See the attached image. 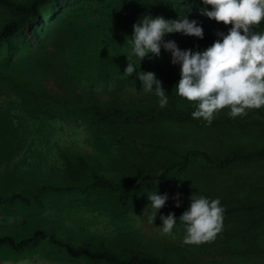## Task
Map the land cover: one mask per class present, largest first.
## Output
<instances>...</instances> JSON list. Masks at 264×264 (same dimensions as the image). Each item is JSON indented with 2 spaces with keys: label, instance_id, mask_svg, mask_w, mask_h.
<instances>
[{
  "label": "trees",
  "instance_id": "1",
  "mask_svg": "<svg viewBox=\"0 0 264 264\" xmlns=\"http://www.w3.org/2000/svg\"><path fill=\"white\" fill-rule=\"evenodd\" d=\"M201 3L202 0H0V95L5 97L9 113L17 109L16 127L22 129L17 132L14 126L0 121V137H5L0 142V152L6 155L10 147L15 153L24 151L30 137L45 136L49 120L62 119L80 121L91 146L104 159L99 164L97 157L64 147L58 168L63 180L60 175L55 184L44 180L30 191L13 189L5 193L9 198H1L0 204L21 201L12 204H36L47 212L64 208L66 199L127 221L129 214L149 203L147 193L158 190V194L167 193L169 199L156 220L162 224L160 215L171 212L178 222L174 234L158 238L160 241L131 229L113 237L93 236L85 245L74 246L42 229L19 241L1 236L0 245L21 250L48 240L63 247L70 257L102 264H232L226 262L229 259L236 264L258 252L259 244L264 243V236L260 237L264 222V106L248 109L246 115L235 118L228 115L229 108L225 107L215 114L211 124L193 119L196 102L177 95L180 65L172 64L171 53L163 48L160 57L143 59L140 69L154 72L161 80L169 96L165 108L159 107L154 94L143 91L136 73L131 77L123 73L128 62L126 53H131L127 39L142 15H162L166 19L186 15L196 20L203 27V39L181 33L165 36L166 40H175L182 50L203 51L222 39L217 33L226 34L232 25L208 18L200 10ZM253 28L264 31V21ZM132 60L139 69V58L132 56ZM89 78L112 83L107 98L99 97L106 95V89L99 93L85 87ZM47 79L62 87L63 97L46 91L43 81ZM133 87H139V94L122 98L123 91ZM182 125L214 134L218 155L174 142L168 126ZM105 166L112 172L109 176L104 173ZM197 167L204 177L194 189H186L182 182L174 183ZM193 194L219 198L225 212L222 230L200 248L207 255L203 259L195 255L189 260L183 248L168 243L180 242L178 239L185 235L179 217L189 207ZM173 248L180 257L172 254Z\"/></svg>",
  "mask_w": 264,
  "mask_h": 264
},
{
  "label": "clouds",
  "instance_id": "2",
  "mask_svg": "<svg viewBox=\"0 0 264 264\" xmlns=\"http://www.w3.org/2000/svg\"><path fill=\"white\" fill-rule=\"evenodd\" d=\"M200 10L210 19L232 25L226 34L217 33L222 39L203 51L182 50L175 40H166L165 36L181 33L203 39V27L196 20H189L186 15L177 19L142 15L127 39L131 53H126L128 62L123 73L129 77L136 73L143 91L154 94L159 107L165 108L169 96L161 80L154 72L140 69L143 59L160 57L163 48L171 53V63L180 65L177 95L196 102L191 113L193 119L211 124L215 114L225 107L232 118L246 115L248 109L261 108L264 106V31H255L253 26L264 21V0H202ZM132 56L139 58V69ZM147 198L154 210L149 222L154 224L169 196L155 190L147 193ZM176 200L179 207V194ZM190 201L179 222L185 229L184 243L198 245L215 238L222 230L225 209L219 198L193 194ZM159 218L162 233L173 235L178 223L175 214H161Z\"/></svg>",
  "mask_w": 264,
  "mask_h": 264
},
{
  "label": "rangeland",
  "instance_id": "3",
  "mask_svg": "<svg viewBox=\"0 0 264 264\" xmlns=\"http://www.w3.org/2000/svg\"><path fill=\"white\" fill-rule=\"evenodd\" d=\"M49 19V18H48ZM73 66V65H71ZM88 68V67H87ZM43 87L52 94L59 97L64 96V90L52 79L43 81ZM85 87H93L99 93L106 89V95L99 96L102 99L107 98L108 89L113 88L112 83H106L100 79H88ZM139 87L126 88L123 91L122 98L127 99L131 95H138ZM5 97L0 95V121L5 126H14L13 130L22 132V129L16 127L18 123L17 116H14L17 109H12L10 113L7 111L8 105L5 104ZM50 126L45 131V136H34L24 151L15 153L13 148L6 152V155L0 152V199L9 198L8 193L13 189L30 191L34 187L37 188L44 180L50 181L52 184L59 182L60 175L63 180L62 171L59 173L58 168L61 167L60 152L64 147L72 148L74 152L84 156L97 157L99 164L104 163V159L91 146L89 134L80 121H63L62 119L49 120ZM27 127V126H26ZM25 127V128H26ZM7 128V127H6ZM17 128V129H16ZM24 128V129H25ZM172 140L177 144L195 145L197 147L207 149L211 154L218 155L220 152L216 148L214 134H208L206 131H197L190 129L189 126H168ZM31 127L29 126V131ZM10 132V130H8ZM5 139L3 137L0 142ZM100 167V169H99ZM101 170V166H98ZM104 173L109 176L112 172ZM204 177L201 169L193 168L185 172L179 179L174 181L182 182L188 190L195 188L201 178ZM48 179V180H47ZM12 184V188L10 185ZM175 185V184H174ZM173 185H169L171 188ZM26 191V192H27ZM29 195V193L27 192ZM76 196V194H73ZM85 196V195H84ZM66 197V196H65ZM77 199L79 196H76ZM16 201V200H14ZM1 203L0 208V237L10 236L19 241L23 237L32 236L37 230H48L58 239L73 244L74 246L85 245L87 241H91L90 237L103 236L113 237L120 231L134 229L143 233L147 237H151L156 241L158 238H164L165 234L161 231V225L156 219L153 223L149 222V217L154 210L150 204H146L143 208L129 214L127 221L113 219L107 211H92L90 207L79 204V201H64V208L61 210H45L36 204H12ZM40 204V203H39ZM260 237L264 236V222L260 226ZM97 240V238L95 239ZM177 243H168L185 250V255L189 260L196 255L197 257H205L204 252L200 248L205 247L204 244H185L184 236L179 238ZM260 241V240H259ZM259 243V242H258ZM93 244H98L93 241ZM260 249L257 253H252L247 258L242 259L236 264H264V243L259 244ZM208 254L211 252L207 251ZM172 254L178 255V250L173 248ZM182 255V254H181ZM178 257H180L178 255ZM200 260V259H198ZM233 259L226 262L233 264ZM0 264H102L90 261L86 258L70 257L66 250L48 240L38 241L25 246L21 250L12 249L9 245H0Z\"/></svg>",
  "mask_w": 264,
  "mask_h": 264
}]
</instances>
